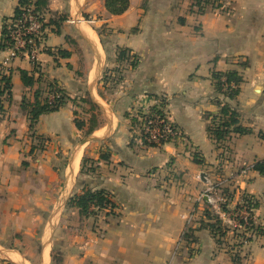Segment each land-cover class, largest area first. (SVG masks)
<instances>
[{"label": "crops", "instance_id": "crops-1", "mask_svg": "<svg viewBox=\"0 0 264 264\" xmlns=\"http://www.w3.org/2000/svg\"><path fill=\"white\" fill-rule=\"evenodd\" d=\"M43 1L35 66L3 65L0 50L11 86L0 98V264H264V177L252 170L264 160V0H221L202 14L191 0H128L121 15L105 0ZM17 4L0 0V43ZM230 72L242 80L234 100L212 79ZM51 90L64 103L30 131L22 105ZM224 103L248 134L217 141L208 132ZM154 107L183 140L141 144L136 113ZM96 114L103 123L87 136ZM83 159L93 173H81ZM209 185L230 194L231 210L249 196L262 233L237 242L203 228ZM85 188L105 191L114 208L81 215L68 200Z\"/></svg>", "mask_w": 264, "mask_h": 264}, {"label": "trees", "instance_id": "trees-1", "mask_svg": "<svg viewBox=\"0 0 264 264\" xmlns=\"http://www.w3.org/2000/svg\"><path fill=\"white\" fill-rule=\"evenodd\" d=\"M191 9L195 8L196 12L198 14H202L206 9L209 8H217L220 6L221 0H191ZM17 8L14 11V16L12 18L15 19L19 17L21 14V10L26 7L27 5L31 4L34 7V10L36 12L41 13L42 8L45 6V2L43 0H37L35 3H31L30 0H17ZM128 7V0H105V8L111 15H121L123 14ZM57 26H59L56 23ZM5 25L2 30V39L0 43V50H5L6 45L5 42ZM63 56H66L65 53H60ZM118 60L119 61H125L128 59V51L127 50H121L117 52ZM131 66L134 67L135 63H131ZM20 79L23 85L25 86H31L33 83V80L31 77H29L25 72H20ZM212 79L214 81V89L217 94H223V91H226L225 95L229 100H234L236 96L238 95V86L241 83V78L236 73H213ZM10 78L8 76L2 75L0 77V98L4 95V93H7L9 95L10 93ZM60 92V91H59ZM62 95V94H61ZM64 103V97L62 95L61 100L57 103L49 104L47 102V99L39 100V95H35L34 103L31 105H25L23 104V109L26 110L28 108V120H29V129L30 131L33 130L38 118L47 113H52L57 111L62 104ZM88 103L91 105V107L95 110L96 107L91 104L90 101ZM151 112H155L157 114H162L163 112L154 107L151 109ZM135 123L137 121L135 119H131ZM141 123V122H140ZM86 123L83 121L75 120V126L78 130H83L85 128ZM97 126V119H95V115H92L89 120V127L87 131L85 132V135H90L94 128ZM208 132L217 140H225L230 136V134H238V135H245L248 134L250 131L247 129H243L239 125V115L236 111L232 110L228 104H223L219 108L218 112V120L215 118L213 119L212 126L208 128ZM34 136V134H33ZM36 139H40L39 137H35ZM261 138L264 139V136L261 135ZM100 160H106L107 157L102 155ZM86 159H83L82 166H81V173L86 170L88 173H93L95 171V167L90 166L87 167L86 165ZM252 170L259 173V175L264 177V160H260L256 162L252 166ZM225 196L230 198V194H226V192H223ZM229 200V199H228ZM107 204H111L110 201L107 198V194L103 190H95L92 191L89 188L83 189L81 194L74 195L68 200V205L72 206L79 210V213L83 216H89L94 215V213H89L90 206L97 207L98 209L104 208ZM241 204L245 205L248 209H251L253 212L256 208V204L252 201V199L247 196L243 195L241 197ZM239 205H236L235 209H239ZM111 208H114V206L111 204ZM224 212L225 209L223 208ZM210 210L207 208L204 212L205 220L207 221L206 224H203L202 227L210 230L214 236H219L220 238L225 235V230L222 229L223 223L220 220L219 216L214 218L210 214ZM259 227L256 228V230ZM260 229V228H259ZM250 230L253 231L252 228ZM254 232V231H253ZM255 233V232H254ZM262 231L260 230L258 235H260ZM237 259V258H235ZM236 264V263H235Z\"/></svg>", "mask_w": 264, "mask_h": 264}, {"label": "built area", "instance_id": "built-area-1", "mask_svg": "<svg viewBox=\"0 0 264 264\" xmlns=\"http://www.w3.org/2000/svg\"><path fill=\"white\" fill-rule=\"evenodd\" d=\"M44 17L36 12L29 4L21 10L19 17L11 20L5 26V42L7 59L3 62L6 65L13 59H27L33 66L37 63V56L43 50L44 45ZM61 93L58 90H51L46 99L49 104L57 103L61 100ZM141 122L139 130L140 142L147 147H159L168 143L179 142L184 139L182 131L173 124L167 116L151 112V109L136 113ZM200 200L204 199L210 211L218 215L222 223L231 224L239 229H243L247 234L246 241H250L254 232L250 228L259 226L255 215L251 209L238 203L239 209H232L224 212L222 206L227 204L228 199L222 192L219 185H209L201 193ZM111 204H107L101 210H111ZM95 211H99L97 207ZM187 224L191 221V216L185 217Z\"/></svg>", "mask_w": 264, "mask_h": 264}, {"label": "rangeland", "instance_id": "rangeland-1", "mask_svg": "<svg viewBox=\"0 0 264 264\" xmlns=\"http://www.w3.org/2000/svg\"><path fill=\"white\" fill-rule=\"evenodd\" d=\"M86 107H87V109H89V111H91V109L92 108H90L91 106L90 105H86ZM93 110V109H92ZM95 111V110H94ZM98 118V119H97ZM95 119H97L98 121H100L101 123H103V120H101L102 119V117H101V115H99V114H96L95 115ZM208 207V206H207ZM225 209V211H231V209L230 208H228V207H226V205L224 204L223 206H222V209ZM210 214H211V216L212 217H214V218H216V217H218L217 215H215L213 212H210ZM223 225L224 226H222V229H224L226 232L228 231V232H232V234L229 236V237H233V239H235V241H237V242H249V240L248 241H246L247 240V238H246V236H247V234H249V232H244V230L243 229H239V228H237L236 226H235V223H231V224H225V223H223ZM257 227H260V226H257ZM253 229V231L255 232L254 233V235H258L257 233H259V231H260V229L258 228L257 230H256V227H254V228H252Z\"/></svg>", "mask_w": 264, "mask_h": 264}, {"label": "water", "instance_id": "water-1", "mask_svg": "<svg viewBox=\"0 0 264 264\" xmlns=\"http://www.w3.org/2000/svg\"><path fill=\"white\" fill-rule=\"evenodd\" d=\"M202 178V177H201Z\"/></svg>", "mask_w": 264, "mask_h": 264}]
</instances>
